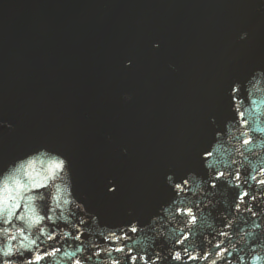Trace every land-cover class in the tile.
Returning a JSON list of instances; mask_svg holds the SVG:
<instances>
[{
	"label": "water",
	"instance_id": "water-1",
	"mask_svg": "<svg viewBox=\"0 0 264 264\" xmlns=\"http://www.w3.org/2000/svg\"><path fill=\"white\" fill-rule=\"evenodd\" d=\"M256 69L262 0H0V168L59 151L102 222L143 226L175 197L168 173L207 179L200 151Z\"/></svg>",
	"mask_w": 264,
	"mask_h": 264
},
{
	"label": "clouds",
	"instance_id": "clouds-1",
	"mask_svg": "<svg viewBox=\"0 0 264 264\" xmlns=\"http://www.w3.org/2000/svg\"><path fill=\"white\" fill-rule=\"evenodd\" d=\"M229 95L236 118L200 151L207 179L168 173L175 197L143 226L102 222L59 151L40 147L0 168V264H264V70ZM14 127L0 119V132ZM107 190H117L112 178Z\"/></svg>",
	"mask_w": 264,
	"mask_h": 264
}]
</instances>
